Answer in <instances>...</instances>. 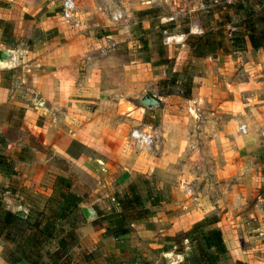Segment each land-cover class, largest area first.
<instances>
[{"label": "crops", "instance_id": "1", "mask_svg": "<svg viewBox=\"0 0 264 264\" xmlns=\"http://www.w3.org/2000/svg\"><path fill=\"white\" fill-rule=\"evenodd\" d=\"M30 1L32 7L27 12H23L24 5L16 10L0 8V20L11 23L13 35H21L30 23L44 32L55 29L57 34L26 53L28 58L36 59V69L19 76L13 72L17 71L13 66L15 51L0 46L13 51L11 66L7 70L0 67V136L5 143L2 153L11 162L21 187L47 199L57 177L76 173L78 180L70 190L74 195L92 192L109 196L120 195L127 184L139 178H148L154 186L150 196L156 201L153 206L144 202L149 216L131 222L128 233L118 238L104 235V224L97 228L92 224L80 226L76 235L83 248L101 254L143 249L163 260L167 252L175 253L168 245L177 236L205 222L204 231L220 232L226 264H264V232L252 234L247 229L250 197L257 194L256 189H264L259 167L249 163L258 151L253 145H243L249 142V132L241 136L234 124L236 112L244 110L253 125H264V97H258L264 93V51L252 49L246 41L244 53L232 51L212 59L217 62L213 75L203 74L198 87L192 89L194 99L169 106L168 98H163L165 103L155 128L162 137L161 144H156L158 150L149 154L127 153L123 147L128 131L124 129L126 121L108 110L124 97H133L144 83L142 75H153L152 69L142 64L122 66L120 77L111 86L105 80L111 77L110 72L102 68L98 57H89L88 67L79 79L81 83L77 84L72 70L48 61L60 50L73 53L70 42L59 40L64 26H58L55 17L47 15L52 0ZM180 1H184L183 9L188 13L197 7V0ZM167 2L172 4L173 19L180 13L173 7L176 0ZM146 5L134 0L136 11L146 9ZM23 13L30 19L20 21ZM147 25L130 29L137 36ZM196 30L189 25L190 33ZM168 39L169 47L176 45L179 35ZM103 54L100 52V56ZM237 55L241 57V74L231 72V65L239 59L235 58ZM70 59L61 65H68ZM200 63L205 65L207 60ZM137 70L143 74L139 75ZM212 76L216 85L212 84ZM25 89L28 94L20 95ZM14 110L20 111L18 120L13 118ZM25 136L32 138L35 145H29ZM22 151L27 157H20ZM57 160L66 165L67 171L57 166ZM7 177L0 175V183ZM177 256L180 260L176 264H181L183 258ZM0 264L7 263L0 257Z\"/></svg>", "mask_w": 264, "mask_h": 264}, {"label": "rangeland", "instance_id": "2", "mask_svg": "<svg viewBox=\"0 0 264 264\" xmlns=\"http://www.w3.org/2000/svg\"><path fill=\"white\" fill-rule=\"evenodd\" d=\"M61 1L52 0L50 14L47 15H53L56 22H58V26H64L65 31L59 33V40L61 43L70 42L69 48L73 53L71 54V52L67 51L65 54V52L60 50L55 58H51L48 61L57 62L58 67L61 66L63 69H68L69 72L72 70V75L74 74V77L77 75V84L81 83L79 79H82L83 73L88 67L89 57H98L102 68L106 72H110L111 77H106L105 80L109 82V84H106L111 86L120 77L122 66L142 64L145 68L152 69L155 76L148 72L146 75H142L143 71L141 70L139 74V70H137L138 74L142 75L141 80L144 79L140 89L133 97H124L119 101L118 105L108 110L112 111L117 118L126 121L125 131L134 127H147L150 129L154 143L152 150L144 154L158 150L156 144H161L162 137L155 131V128L158 125L159 110L165 103L163 98H168L169 102H166V104L169 106H180L185 100L194 99L191 96L192 89L198 87L203 74L206 76L213 75V65L217 66V62L214 61L213 63L212 59H215L218 55H228L232 51L241 54L246 51V39H244V45L241 47L231 46L234 43L233 39L240 38L241 32H243L242 22L245 19V14L254 10L256 12L260 9L264 10V0H237L231 5H225L220 0H197L196 4L194 3L197 7L188 13L187 9H183L184 1L176 0V4H173V7L176 9L175 12L178 11L180 13L172 19L170 17L172 4H169L167 0L162 3L159 0H139L140 4H147V8L142 11H136L134 0H74L73 19L65 22L60 15ZM0 5L2 9L12 7L14 10H16V7L24 5L26 9L23 12H27L26 10L32 7V2L30 0H0ZM238 6H240V9H238ZM116 10L121 11L123 18L116 23H112L109 20V15ZM23 14L19 16L20 21L21 19H30L27 13ZM174 22L176 24H173ZM143 24L145 26L148 24L147 28L138 33L137 36H134L130 28L135 26L140 29ZM189 25L197 27L198 30L194 31L195 33L188 31V34L198 35L205 31L211 32L215 35V39L219 41L220 48H215L213 53L205 58L190 57L184 45L186 35L182 34L184 30L189 29ZM260 28L264 30V24L260 25ZM23 30L25 31L21 35H13L11 23L0 20V46L3 45L15 51L16 60L13 61V66H16L15 70L17 71L13 72L17 76L20 73L26 74V72L30 70L33 72L36 69V59L28 58L29 55L26 53L32 51L45 39H50L57 35L55 29L44 32L34 23H30ZM171 35H179V39H177L178 43L176 45L169 47L166 40ZM167 42H169V39ZM261 50L264 51V49ZM100 52L107 54L105 56L103 54V57L100 56ZM67 58H71V62L68 65H61ZM235 58L239 59L231 65L235 68H231V72L234 71L236 74H241L243 68L241 57L237 55ZM202 60H207V63L201 65L202 63L200 62ZM4 69L7 70L6 67ZM240 77L238 76V78ZM211 79L212 84L216 85L213 80L215 78L212 76ZM187 84L190 86V94L187 98H183ZM21 85L24 86L23 81ZM26 91L27 89L22 91L20 95H27ZM143 93L152 94L155 98H158L160 106L150 111L140 108L137 99ZM261 95L264 97V93H259L258 97ZM246 102L249 103V101ZM236 113L235 119L237 121L234 124L236 126L242 123L245 124L249 132L248 136H243H246L249 142L243 145H253L258 151V154H253L254 157L249 160V163L257 164L259 167V178L264 180V125H253L250 115L244 110ZM12 115L14 120H18L21 114L20 111L14 110ZM133 121L135 123L131 125L128 123ZM24 139L28 141L29 145H35L32 138L25 136ZM126 152L140 153L127 150ZM26 154L25 151H22L20 157H27ZM56 164L63 171H67L64 163L57 160ZM77 177L78 174L76 173H68L64 177H57L52 193L47 199L38 197L30 190H24L21 187L20 180L17 178V174L14 172L12 176H8L7 179L3 180V183H0V214L3 210H10L11 212H22L27 217L24 222L15 224L5 230L4 234L0 236V257L2 260L7 264H15L13 259L17 258L19 252L16 250L18 246L15 248V245L20 242L18 232L24 231L25 233L26 227L36 219L40 220L43 225H48L47 221L50 220L49 210L60 214L62 212L61 206L67 205L68 209L63 213L67 214L69 221L77 219V222L73 221L70 227L68 224H63V227H60L62 230L72 231L75 236V242L68 249V264H164L158 254L148 253V251L143 249L135 250L130 248L123 249L117 254H101L97 250L83 248L76 235V229L92 223H85L84 220L78 217L75 205L97 208L101 212V216L95 214L93 220L97 222V225L104 224L105 226V221L114 219L115 205L113 199L115 194L100 196L92 192H86L76 196L70 190L71 186L78 180ZM134 182L137 184L144 202L148 201L144 192L147 190L149 195L151 194V189L154 186L150 185V180L148 178H139ZM2 189L7 193H2ZM256 193L253 197H250L252 199L247 205L248 209H250L249 211H251L247 229L252 234L264 232V219L260 217V213L264 211V189H256ZM72 211H74V214H71ZM39 212L42 215H48V219L46 220V217L38 215L37 213ZM97 225L92 224L91 226L97 228ZM55 228H58V226ZM202 230L203 232L208 231V229ZM199 232V230L196 231L195 237L200 245L204 247L206 238H203ZM86 236L90 238V236ZM172 243L168 247H171L175 253H167L182 256L181 258L185 260L189 259L190 256H197L191 235H179ZM54 246L52 240H45L38 254L41 256L40 260L47 262L42 252H52ZM206 251L214 254L212 248H208ZM30 258L33 260V255ZM226 263V255L224 253L218 257L217 264Z\"/></svg>", "mask_w": 264, "mask_h": 264}, {"label": "trees", "instance_id": "3", "mask_svg": "<svg viewBox=\"0 0 264 264\" xmlns=\"http://www.w3.org/2000/svg\"><path fill=\"white\" fill-rule=\"evenodd\" d=\"M240 9V6H238ZM245 19L242 22L243 32H241L240 38H234V43L231 44L233 47H241L244 45V39L247 40L249 46L252 49H264V30L260 28V25L264 24V10H259L258 12L251 11L245 14ZM176 24V23H173ZM186 35L184 45L192 58H205L210 56L215 48H220L219 41L215 39V35L211 32L205 31L201 34H188V30H184L183 33ZM190 86L186 85V90L184 92L183 98H187L190 94ZM161 96V95H160ZM5 147L4 139L0 136V174L4 176H12V166L11 162L3 155V149ZM2 193L5 190H1ZM145 195L149 201V205L153 206L155 204L154 197H151L147 190H145ZM114 205L117 207L115 210L114 219L105 221L104 235L111 236L112 238H118L128 233L129 224L133 221L142 220L149 216V208L144 206V200L140 194L137 184L131 182L127 184L121 195H114ZM78 212V217L83 220L80 215L79 206L75 205ZM97 216H101V212L95 207H92ZM68 206H61L62 212L59 214L49 210V221L48 225H43L40 220H33L31 224L26 227L24 231L18 232L19 243L18 246V256L13 259V262L17 263L19 261L26 262L27 264H68L69 252L68 249L75 242V236L72 231L62 230L63 224L70 225L77 222V219L69 221L67 214ZM40 216L46 217L48 215H42L41 212L37 213ZM74 214V211L71 212ZM27 217H18L16 212H11L10 210H3L0 214V236L4 234V231L11 228L19 222H24ZM58 222V223H57ZM96 221H92V224L97 225ZM58 226V228H55ZM97 226H100L98 224ZM205 222H201L192 226L190 230L182 235H191L194 241L196 257L190 256L189 259H183L181 264H217L218 257L225 253L223 248V243L221 239V234L218 230H209L203 232ZM199 230L200 235L206 238L204 247L196 240L195 233ZM50 239L54 242V249L52 252H42V255L46 258L47 262H43L41 256L38 255L41 251V246L43 242ZM212 248L214 254L207 252L206 249ZM33 255V260L30 258Z\"/></svg>", "mask_w": 264, "mask_h": 264}, {"label": "built area", "instance_id": "4", "mask_svg": "<svg viewBox=\"0 0 264 264\" xmlns=\"http://www.w3.org/2000/svg\"><path fill=\"white\" fill-rule=\"evenodd\" d=\"M225 5H231L237 0H220ZM75 4L74 0H62L61 1V19L65 22L71 21L74 16ZM123 18L120 10H116L110 13L109 20L112 23H116ZM237 131L240 135H247L248 131L244 124L237 126ZM154 143L151 131L147 127H134L127 131L123 147L127 151L147 153L152 150ZM260 217L264 219V211L260 213Z\"/></svg>", "mask_w": 264, "mask_h": 264}, {"label": "water", "instance_id": "5", "mask_svg": "<svg viewBox=\"0 0 264 264\" xmlns=\"http://www.w3.org/2000/svg\"><path fill=\"white\" fill-rule=\"evenodd\" d=\"M12 56V50L0 49V67H10L12 64ZM137 103L140 108L146 111H150L159 107L158 100L148 93H143V95L137 99ZM79 209L83 220L86 223H92L96 214L94 209L84 206H79ZM16 215L18 217H24L22 212H16ZM162 257L164 264H176L180 260L177 255H172L169 253L164 254Z\"/></svg>", "mask_w": 264, "mask_h": 264}]
</instances>
